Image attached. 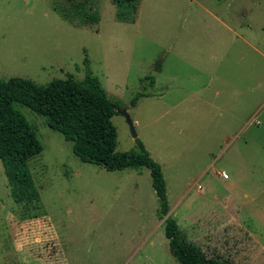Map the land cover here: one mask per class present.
<instances>
[{
    "label": "rangeland",
    "instance_id": "1",
    "mask_svg": "<svg viewBox=\"0 0 264 264\" xmlns=\"http://www.w3.org/2000/svg\"><path fill=\"white\" fill-rule=\"evenodd\" d=\"M117 12L112 0H0V79L82 80L88 58L162 165L190 239L264 264V0H140L134 22ZM15 106L44 146L30 160L40 200L17 203L0 160V264H181L149 168L83 162L45 116ZM112 121L116 151L138 149L126 117Z\"/></svg>",
    "mask_w": 264,
    "mask_h": 264
},
{
    "label": "trees",
    "instance_id": "2",
    "mask_svg": "<svg viewBox=\"0 0 264 264\" xmlns=\"http://www.w3.org/2000/svg\"><path fill=\"white\" fill-rule=\"evenodd\" d=\"M112 1L121 20H136L140 0ZM85 61L87 72L82 80L72 74L47 84L17 76L0 79V160L11 196L17 203L24 204L40 200L30 160L44 149L35 127L16 108L18 103L45 116L49 127L60 131L66 140L73 143V152L83 162L102 165L109 171L149 168L153 187L160 199V215L165 218L170 252L181 264H229L217 256H208L181 228L178 219L170 215L162 165L151 156L143 141L136 139V150L116 151L118 131L112 117L124 105L108 95L99 78L92 73L88 58ZM146 95V92L139 91L132 104Z\"/></svg>",
    "mask_w": 264,
    "mask_h": 264
},
{
    "label": "water",
    "instance_id": "3",
    "mask_svg": "<svg viewBox=\"0 0 264 264\" xmlns=\"http://www.w3.org/2000/svg\"><path fill=\"white\" fill-rule=\"evenodd\" d=\"M117 111L122 113L126 117V120H127L129 127H130V131L132 133V136L135 139H137L138 138V132L136 131L134 121H133L132 117L130 116V114L128 113L127 109L126 108H119V109H117Z\"/></svg>",
    "mask_w": 264,
    "mask_h": 264
},
{
    "label": "built area",
    "instance_id": "4",
    "mask_svg": "<svg viewBox=\"0 0 264 264\" xmlns=\"http://www.w3.org/2000/svg\"><path fill=\"white\" fill-rule=\"evenodd\" d=\"M219 174H220V176L222 177V178H225V179H228L229 178V174L226 172V171H221V172H219Z\"/></svg>",
    "mask_w": 264,
    "mask_h": 264
},
{
    "label": "crops",
    "instance_id": "5",
    "mask_svg": "<svg viewBox=\"0 0 264 264\" xmlns=\"http://www.w3.org/2000/svg\"><path fill=\"white\" fill-rule=\"evenodd\" d=\"M228 179H230V177Z\"/></svg>",
    "mask_w": 264,
    "mask_h": 264
}]
</instances>
